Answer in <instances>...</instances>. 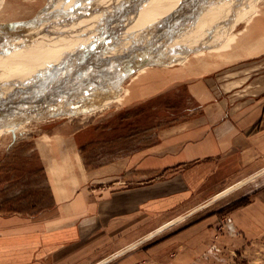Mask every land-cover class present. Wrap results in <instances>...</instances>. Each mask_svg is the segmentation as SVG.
<instances>
[{
	"label": "rangeland",
	"instance_id": "rangeland-1",
	"mask_svg": "<svg viewBox=\"0 0 264 264\" xmlns=\"http://www.w3.org/2000/svg\"><path fill=\"white\" fill-rule=\"evenodd\" d=\"M146 2L0 0V214L48 216L54 209L45 169L50 158L60 155L70 163L78 156L86 168H95L154 145L168 127L197 114L200 102L223 98L226 78L236 80L240 69L246 71V61L237 58L225 66L219 57L223 48L203 52L195 63L216 69L197 80L201 87L193 86L182 61L191 45L205 50L207 43L185 39L174 45V38L194 20L203 0H180L173 12L167 9L176 0H164L159 7L165 12H137ZM250 7L244 22H236L239 16L230 20L228 34L234 35L228 50L248 42L246 20L264 12V0H251ZM168 13L135 33L143 39L138 47L122 56L102 52L113 50L120 33ZM123 45L122 52L129 44ZM147 66H157L156 73L138 70ZM124 87L127 101L118 104L114 98ZM82 108L85 112L77 111ZM231 188L137 240L111 262L264 264V175L227 193ZM256 196L261 203H252Z\"/></svg>",
	"mask_w": 264,
	"mask_h": 264
},
{
	"label": "crops",
	"instance_id": "crops-1",
	"mask_svg": "<svg viewBox=\"0 0 264 264\" xmlns=\"http://www.w3.org/2000/svg\"><path fill=\"white\" fill-rule=\"evenodd\" d=\"M162 1L147 0L137 12L172 2ZM178 2L167 10L173 12ZM250 6L251 0H203L197 16L180 32H185V39L208 44L205 50L191 45L190 55L195 54L182 61L193 86L201 87L197 80L216 69L207 67L208 62L195 63L193 59L203 52L223 48L219 57L225 66L236 58L235 62L246 61L248 67L240 69L239 78H226L224 97L200 102L197 114L168 127L154 145L98 167L86 168L77 156L75 166L69 163L70 170L64 171L53 167L62 156L50 158L45 169L54 209L45 217L0 214V264H116L111 261L137 240L231 187L229 194L264 175V12L246 20L243 28L247 38L257 41L248 44L247 39L234 50L226 48L234 35L228 34L230 20L239 16L236 22H244L242 14ZM170 13L123 36L120 33L121 39L111 43L113 50L102 52L114 57L138 47L143 39L135 33ZM180 34L174 45L185 40L177 39ZM124 43L129 45L122 52ZM154 67L138 70L156 73ZM261 202L256 196L252 203Z\"/></svg>",
	"mask_w": 264,
	"mask_h": 264
},
{
	"label": "bare ground",
	"instance_id": "bare-ground-1",
	"mask_svg": "<svg viewBox=\"0 0 264 264\" xmlns=\"http://www.w3.org/2000/svg\"><path fill=\"white\" fill-rule=\"evenodd\" d=\"M156 3V2H155ZM67 4V3H66ZM158 7V8H157ZM156 7V9H160V7H159V5ZM67 9H69V8H67ZM140 12V14H141V12H142V10H140L139 11ZM136 18V17H135ZM66 28V27H65ZM64 28V29H65ZM22 32V31H21ZM24 32V31H23ZM184 33L185 32H183V33H181L179 36H178V38L177 39H185L186 37L184 36ZM42 34V33H41ZM183 34V35H182ZM2 38V37H1ZM14 44V43H13ZM36 44V43H35ZM18 45V44H17ZM26 46V45H25ZM111 46H112V48H113V44H111ZM37 47H38V45H37ZM12 50V49H11ZM1 52H3V51H1ZM13 52V51H12ZM18 52V51H17ZM10 53H11V51H10ZM19 53V52H18ZM21 53V52H20ZM195 53H193V54H191L189 57H191L192 55H194ZM123 55V54H122ZM121 55V56H122ZM11 57V56H10ZM188 57V58H189ZM16 58V57H15ZM13 59V58H12ZM42 66L44 65V64H41ZM40 65V66H41ZM148 68H152V67H148ZM154 68H158V67H154ZM32 69H34V67L32 68ZM37 69V68H36ZM147 69V68H146ZM35 70V69H34ZM33 72H35V71H33ZM156 72V71H155ZM153 73H154V71H153ZM120 89H122V88H120ZM127 88L126 87H124L123 88V91L120 93V95H118L116 98H114V102H116V103H118V104H122L121 102H123L124 100H125V98H126V96H127ZM52 95V94H51ZM50 96V95H49ZM112 100V99H111ZM51 101V100H50ZM126 101V100H125ZM43 105V104H42ZM98 109H102V107H100V108H98ZM82 111H79V110H77L78 112H85L84 110H86V108H82L81 109ZM72 111V110H71ZM73 112V111H72ZM87 112V111H86ZM24 113V112H23ZM68 113H70V112H68ZM94 113V112H93ZM63 114H64V112H63ZM74 115V114H73ZM80 115H84V114H80ZM12 122V121H11ZM10 122V123H11ZM7 123H8V121H7ZM9 124V123H8ZM7 125V124H6ZM4 126V125H3ZM2 126V127H3ZM64 146V145H63ZM60 148H63V147H60ZM61 151V150H60ZM62 151H63V149H62ZM71 151H73V150H70L69 152H71ZM67 152V151H66ZM57 160H59V159H57ZM56 160V161H57ZM61 160V163H59V164H57V165H54L53 167L54 168H59L60 170H64V171H68V170H70V166H69V163L68 162H66V158H61L60 159ZM56 162L54 161L53 162V164H55ZM70 163H72V162H70ZM75 162L73 163V166H75ZM52 166V165H51ZM61 172V171H60ZM63 172V171H62ZM63 173H65V172H63ZM71 175H72V173H71ZM65 176V175H64ZM64 176H62V177H64ZM68 176V175H67ZM70 182V181H69ZM69 189V188H68ZM71 189V188H70ZM69 189V190H70ZM72 189H73V186H72ZM71 189V190H72Z\"/></svg>",
	"mask_w": 264,
	"mask_h": 264
},
{
	"label": "water",
	"instance_id": "water-1",
	"mask_svg": "<svg viewBox=\"0 0 264 264\" xmlns=\"http://www.w3.org/2000/svg\"><path fill=\"white\" fill-rule=\"evenodd\" d=\"M224 193H225V192H224ZM222 194H223V193L217 195L214 199L218 198V196L220 197ZM161 230H162V229H161ZM157 232H159V231H157ZM154 234H155V233H154ZM150 236H151V235H150Z\"/></svg>",
	"mask_w": 264,
	"mask_h": 264
},
{
	"label": "snow or ice",
	"instance_id": "snow-or-ice-1",
	"mask_svg": "<svg viewBox=\"0 0 264 264\" xmlns=\"http://www.w3.org/2000/svg\"><path fill=\"white\" fill-rule=\"evenodd\" d=\"M0 98H2V97H0Z\"/></svg>",
	"mask_w": 264,
	"mask_h": 264
}]
</instances>
